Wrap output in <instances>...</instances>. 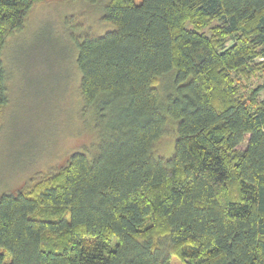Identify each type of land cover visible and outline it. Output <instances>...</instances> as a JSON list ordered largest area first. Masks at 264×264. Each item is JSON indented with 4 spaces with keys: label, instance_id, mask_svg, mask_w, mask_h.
<instances>
[{
    "label": "trees",
    "instance_id": "1",
    "mask_svg": "<svg viewBox=\"0 0 264 264\" xmlns=\"http://www.w3.org/2000/svg\"><path fill=\"white\" fill-rule=\"evenodd\" d=\"M41 1L0 0V120L3 50ZM104 18L77 57L109 116L98 153L0 197V264H264V0H108Z\"/></svg>",
    "mask_w": 264,
    "mask_h": 264
},
{
    "label": "rangeland",
    "instance_id": "2",
    "mask_svg": "<svg viewBox=\"0 0 264 264\" xmlns=\"http://www.w3.org/2000/svg\"><path fill=\"white\" fill-rule=\"evenodd\" d=\"M107 1L43 0L24 29L8 38L2 54L9 102L0 120V197L60 168L74 152L91 159L98 153L109 116L100 118L97 108L85 105L77 57L78 41L115 28L104 18ZM171 78L162 79L164 90ZM175 141L173 121L153 153L170 158Z\"/></svg>",
    "mask_w": 264,
    "mask_h": 264
}]
</instances>
